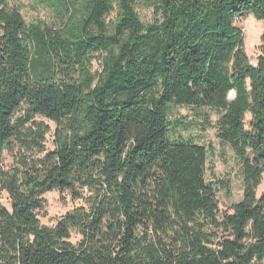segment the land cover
<instances>
[{"label":"trees","instance_id":"1","mask_svg":"<svg viewBox=\"0 0 264 264\" xmlns=\"http://www.w3.org/2000/svg\"><path fill=\"white\" fill-rule=\"evenodd\" d=\"M35 1L49 22L0 0V264H264V35L253 65L237 25L264 0ZM173 107L219 115L243 169L230 211ZM55 190L88 207L43 225Z\"/></svg>","mask_w":264,"mask_h":264},{"label":"rangeland","instance_id":"2","mask_svg":"<svg viewBox=\"0 0 264 264\" xmlns=\"http://www.w3.org/2000/svg\"><path fill=\"white\" fill-rule=\"evenodd\" d=\"M22 5V15L28 24L39 20L49 22L51 14L49 10L35 0H15ZM137 12L145 24L154 21V12L142 7L137 8ZM237 25L243 30L245 51L253 65H257L261 55L262 37L264 35V24L254 16L248 15L240 19ZM95 71L101 70L99 61L95 62ZM174 125L171 129V138L193 141L199 145L206 146L209 150L207 160V180L215 185L218 191L221 214L231 210L232 206L243 199L244 181L242 164L235 156L232 149L223 143L217 136V122L219 115L215 110L200 109L191 107H173L171 110ZM247 115V121L250 120ZM50 126L51 132L47 136L46 147L48 150L54 149L55 123L44 118H37ZM5 165L11 166L13 158L6 153L4 156ZM264 192V175L261 186L257 190V196ZM84 195L89 193L84 190ZM46 206L39 212L43 225L55 226L58 221L76 207L88 205L84 200H73L70 192H60L58 190L45 194ZM2 203L10 207V202L6 194L0 193ZM79 236L74 232L73 241H77Z\"/></svg>","mask_w":264,"mask_h":264},{"label":"water","instance_id":"3","mask_svg":"<svg viewBox=\"0 0 264 264\" xmlns=\"http://www.w3.org/2000/svg\"><path fill=\"white\" fill-rule=\"evenodd\" d=\"M236 97V93L235 92H232L231 95H230V98L231 99H234Z\"/></svg>","mask_w":264,"mask_h":264}]
</instances>
